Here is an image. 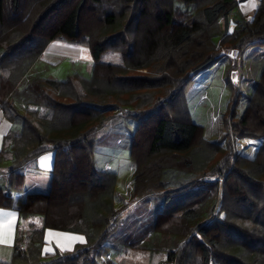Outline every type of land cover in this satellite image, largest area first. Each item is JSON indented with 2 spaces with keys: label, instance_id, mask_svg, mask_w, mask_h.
Segmentation results:
<instances>
[{
  "label": "trees",
  "instance_id": "trees-1",
  "mask_svg": "<svg viewBox=\"0 0 264 264\" xmlns=\"http://www.w3.org/2000/svg\"><path fill=\"white\" fill-rule=\"evenodd\" d=\"M237 3L0 0V112L19 125L2 137L0 165L9 166L0 208L40 220L18 224L11 257L0 264H120L107 242L119 214L117 174L97 168L93 154L97 130L122 108L137 121L130 197L162 196L148 243L132 246L148 251L149 264H264V62L223 137L208 138L186 101L194 75L215 64L223 47L242 54L264 44V0L230 30ZM54 40L87 46L89 77L25 80ZM109 51L119 63L100 59ZM236 137L256 147L239 150ZM48 151V192L12 195L23 187L20 168ZM48 228L82 234L85 243L43 255ZM159 253L160 261L151 259Z\"/></svg>",
  "mask_w": 264,
  "mask_h": 264
},
{
  "label": "rangeland",
  "instance_id": "rangeland-1",
  "mask_svg": "<svg viewBox=\"0 0 264 264\" xmlns=\"http://www.w3.org/2000/svg\"><path fill=\"white\" fill-rule=\"evenodd\" d=\"M232 25L230 24L231 28ZM56 41L71 43L65 40ZM71 44L80 49L79 57L73 59L70 55L43 56L42 60H39L26 74L25 80L33 75L64 79L68 74L74 72L89 77L92 58L87 46ZM223 48L218 59L220 61L195 74L194 81L186 91V101L192 121L203 125L205 135H208V130L214 129L218 133L217 138L229 131L228 123L231 119L230 114L233 106L235 108L234 116L240 115L251 91V78H257L264 62V44L246 50L242 59L237 50L229 47ZM100 59L105 62H120L119 54L110 51L105 52ZM228 81L230 83L227 84ZM237 91L240 93L236 104H234ZM127 110L130 111L131 109L122 108L118 110L114 117H110L106 124L97 130L93 159L97 168L112 170L117 174L115 207L119 209V214L116 219V227L107 240L111 245L108 252L109 257L120 264H149L148 251L136 249L132 244L139 243V241L148 243L147 237L153 225L154 214L162 205V196L151 194L140 199L130 197L133 161L129 157V143L137 121L132 116L126 115ZM11 130H19V125L12 123ZM256 142L251 138L236 137L234 146L239 150L250 152L256 147ZM2 143L0 137V148ZM32 163L34 165V160ZM8 166V162H3L0 165V176L3 177L4 170ZM25 169L31 173L38 171L32 165ZM42 172L47 173V171H41V174L37 176L39 180L44 178ZM2 177L0 178V186L6 189V182ZM34 181L35 179H27L25 186L34 184ZM31 188L36 192H48V190L42 191L41 185L37 183ZM25 190L26 188L23 189V191ZM10 191L12 194H16L15 190L10 189ZM33 221L35 226L40 225L39 217L34 218ZM141 238L143 239L141 240ZM162 256L163 254L159 253L151 259L160 261Z\"/></svg>",
  "mask_w": 264,
  "mask_h": 264
},
{
  "label": "crops",
  "instance_id": "crops-1",
  "mask_svg": "<svg viewBox=\"0 0 264 264\" xmlns=\"http://www.w3.org/2000/svg\"><path fill=\"white\" fill-rule=\"evenodd\" d=\"M257 3H258V0H238L236 11H235L236 15L233 16L230 24H234L235 18H237L239 15L244 16L245 18H251L253 16V11L255 7L257 6ZM243 54L244 53L241 54V59H242ZM46 55H70L74 59L75 57H79L80 49H78L75 45L71 43L68 44L63 41L55 40V41H51L47 45L43 53V56H46ZM193 90L194 88L192 89V91ZM11 125L12 123L7 121L0 112V137L1 138L3 134L13 131L11 130ZM207 133L208 135L206 136L208 138L215 137L211 139H216L218 136V133L215 132L214 129L212 128L208 130ZM53 156L54 154H52V151H48V152H45L37 156L36 158L28 160L20 168V171L22 172V186L23 187L20 191L15 190L16 194L15 195L12 194V195L17 196L18 194L23 193L24 188H26L25 191L27 190L32 191L33 188L31 187L36 183L38 185H41L42 191L47 190L49 187V176H50L49 174L51 173V169H52ZM33 160H34V165L32 163ZM29 165H32L38 171L35 173H31L28 170H26L25 168L28 169ZM41 171H47V173L42 172L44 175V178L42 180H39L37 176L41 174ZM1 177L2 176H0V178ZM4 177H5V170H4V175L2 179H4ZM30 178L35 179V181L33 182L34 184H31L30 186H25V181L27 179L30 180ZM0 213H3V215H0V232H2L5 238L7 239V243L0 244V260L6 261L11 257L12 245L15 239L18 224L19 223L22 224V222L23 224H26L28 222L33 221L34 219L23 220L20 216H18L17 211L14 209L0 208ZM65 233L67 234L66 236L59 235V234H65ZM72 237H83V240L72 239ZM84 243H85V237L82 234L48 228V229H45V232H44V244L42 247V254L47 255L50 253H54L56 249L61 251V247H63L65 251H72L77 247H81ZM45 248L50 249V251L47 253H44ZM126 254H129V253H126Z\"/></svg>",
  "mask_w": 264,
  "mask_h": 264
},
{
  "label": "snow or ice",
  "instance_id": "snow-or-ice-1",
  "mask_svg": "<svg viewBox=\"0 0 264 264\" xmlns=\"http://www.w3.org/2000/svg\"><path fill=\"white\" fill-rule=\"evenodd\" d=\"M0 215H3V213H0ZM59 235H67L66 233L65 234H59ZM72 239H79V240H83V237H72ZM4 243H7V239L5 238L4 234L2 232H0V244H4ZM50 249L48 248H45L44 249V253H47L49 252ZM65 251V249L63 247H61V252Z\"/></svg>",
  "mask_w": 264,
  "mask_h": 264
},
{
  "label": "built area",
  "instance_id": "built-area-1",
  "mask_svg": "<svg viewBox=\"0 0 264 264\" xmlns=\"http://www.w3.org/2000/svg\"><path fill=\"white\" fill-rule=\"evenodd\" d=\"M233 26V25H232ZM233 28V27H232ZM231 27H230V30L232 29Z\"/></svg>",
  "mask_w": 264,
  "mask_h": 264
}]
</instances>
